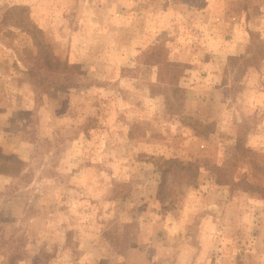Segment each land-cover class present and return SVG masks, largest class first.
<instances>
[{"label":"rangeland","instance_id":"obj_1","mask_svg":"<svg viewBox=\"0 0 264 264\" xmlns=\"http://www.w3.org/2000/svg\"><path fill=\"white\" fill-rule=\"evenodd\" d=\"M0 264H264V0H0Z\"/></svg>","mask_w":264,"mask_h":264},{"label":"crops","instance_id":"obj_2","mask_svg":"<svg viewBox=\"0 0 264 264\" xmlns=\"http://www.w3.org/2000/svg\"><path fill=\"white\" fill-rule=\"evenodd\" d=\"M216 34L217 33L215 32L213 36L215 37ZM223 34L226 35V32H224ZM73 35H75V38H83L84 35H88V30L86 32L79 31V33H74ZM208 53L210 54V56L207 55ZM243 54L244 45L242 41L238 42L232 39L227 42H219L214 39L212 46L207 49L198 48L197 54L193 57L191 55L190 58L192 59H189L188 62H191L190 64L194 65L195 69H209L208 77L215 78V72L213 71L215 69H218L219 58H224V61H226L229 58L240 57ZM193 58H195V60H193Z\"/></svg>","mask_w":264,"mask_h":264},{"label":"trees","instance_id":"obj_3","mask_svg":"<svg viewBox=\"0 0 264 264\" xmlns=\"http://www.w3.org/2000/svg\"><path fill=\"white\" fill-rule=\"evenodd\" d=\"M15 11H18L19 13L24 12V8H18L15 7L14 8ZM28 18L27 17H23L21 19H17V22L14 23V25L19 26L22 25L21 23L24 21H27ZM21 21V23H20ZM26 27H24V31L25 32H33L32 33V40L33 43L36 46L37 49V56H36V62L42 66H44V68L48 69L50 71L49 74H53V76L56 75V71L55 69H58V66H60V60L58 59V57H56L52 50L51 47L45 43H43L41 41V39L38 37L37 33H38V29L34 26H28L27 24L25 25ZM59 63V64H57ZM66 65V64H65ZM52 83V82H51ZM77 83H73V81L67 83V84H63V83H56L55 86H57L59 89H70V88H76L78 86H76ZM12 157H10L9 159H11ZM8 159V160H9Z\"/></svg>","mask_w":264,"mask_h":264}]
</instances>
